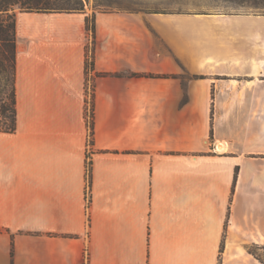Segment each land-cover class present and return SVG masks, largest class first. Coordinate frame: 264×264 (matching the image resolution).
Here are the masks:
<instances>
[{
  "label": "crops",
  "instance_id": "obj_1",
  "mask_svg": "<svg viewBox=\"0 0 264 264\" xmlns=\"http://www.w3.org/2000/svg\"><path fill=\"white\" fill-rule=\"evenodd\" d=\"M16 12L0 264H264V16Z\"/></svg>",
  "mask_w": 264,
  "mask_h": 264
},
{
  "label": "trees",
  "instance_id": "obj_2",
  "mask_svg": "<svg viewBox=\"0 0 264 264\" xmlns=\"http://www.w3.org/2000/svg\"><path fill=\"white\" fill-rule=\"evenodd\" d=\"M17 10L39 13H81L86 9L84 0H0V132L3 133H15L18 128L16 88L18 50L16 34ZM87 28L95 37L94 18L92 21L90 18H87ZM93 69L94 62L89 58L87 60V74ZM93 108L92 103V110ZM88 125L91 133V144H93V111ZM87 167L88 184L91 187V160L88 162Z\"/></svg>",
  "mask_w": 264,
  "mask_h": 264
},
{
  "label": "rangeland",
  "instance_id": "obj_3",
  "mask_svg": "<svg viewBox=\"0 0 264 264\" xmlns=\"http://www.w3.org/2000/svg\"><path fill=\"white\" fill-rule=\"evenodd\" d=\"M84 3L85 9L89 7L93 11L126 10L163 14L264 16V0H84ZM91 116L92 110L89 108V122Z\"/></svg>",
  "mask_w": 264,
  "mask_h": 264
},
{
  "label": "bare ground",
  "instance_id": "obj_4",
  "mask_svg": "<svg viewBox=\"0 0 264 264\" xmlns=\"http://www.w3.org/2000/svg\"><path fill=\"white\" fill-rule=\"evenodd\" d=\"M218 150H219L220 152H224V151L226 150L225 145L222 144V143H219V144H218Z\"/></svg>",
  "mask_w": 264,
  "mask_h": 264
}]
</instances>
